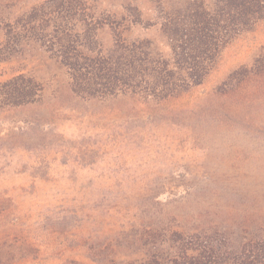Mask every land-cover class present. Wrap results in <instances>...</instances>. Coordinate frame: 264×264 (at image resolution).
<instances>
[{
	"label": "rangeland",
	"instance_id": "374dc122",
	"mask_svg": "<svg viewBox=\"0 0 264 264\" xmlns=\"http://www.w3.org/2000/svg\"><path fill=\"white\" fill-rule=\"evenodd\" d=\"M38 1L0 0V18ZM164 1L101 6L119 19L137 8L149 21ZM126 34L164 48L157 27ZM100 38L112 47L109 28ZM257 63L264 21L225 48L201 86L152 106L75 96L66 69L36 43L0 60V84L23 74L43 88L35 104L0 108V202L9 207L0 237L10 231L33 248L12 264H139L154 251L148 231L163 228L218 232L232 252L263 238L264 75L225 86Z\"/></svg>",
	"mask_w": 264,
	"mask_h": 264
},
{
	"label": "trees",
	"instance_id": "16d2710c",
	"mask_svg": "<svg viewBox=\"0 0 264 264\" xmlns=\"http://www.w3.org/2000/svg\"><path fill=\"white\" fill-rule=\"evenodd\" d=\"M167 1L153 20L145 21L132 7L127 9L128 17L119 19L103 10L102 0H39L18 16L0 18V60L36 43L66 69L75 96L134 98L159 106L201 86L225 48L264 21V0ZM136 26L157 27L164 48L150 38H128L126 33ZM105 28L113 33L109 49L100 38ZM258 75H264V67L257 63L232 73L225 86L235 90ZM42 91L35 79L18 75L0 84V108L35 104ZM5 203L7 199L0 202V216L9 210ZM148 232L154 251L139 264H229L233 256L238 257L237 263L264 264V236L232 252L218 232L186 233L173 228ZM18 243L16 234L2 233L0 264L20 261L33 250ZM166 245L168 254L160 255V246Z\"/></svg>",
	"mask_w": 264,
	"mask_h": 264
}]
</instances>
